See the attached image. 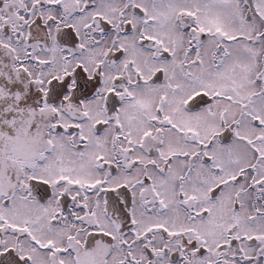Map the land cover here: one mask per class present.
<instances>
[{"label": "snow or ice", "instance_id": "1", "mask_svg": "<svg viewBox=\"0 0 264 264\" xmlns=\"http://www.w3.org/2000/svg\"><path fill=\"white\" fill-rule=\"evenodd\" d=\"M0 264H264V0H0Z\"/></svg>", "mask_w": 264, "mask_h": 264}]
</instances>
